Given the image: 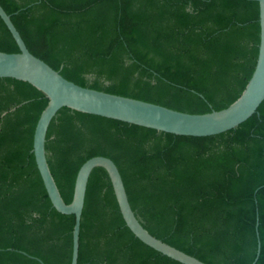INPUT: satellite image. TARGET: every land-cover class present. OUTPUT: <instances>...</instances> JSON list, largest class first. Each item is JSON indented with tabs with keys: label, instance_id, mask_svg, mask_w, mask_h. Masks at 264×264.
Segmentation results:
<instances>
[{
	"label": "trees",
	"instance_id": "obj_1",
	"mask_svg": "<svg viewBox=\"0 0 264 264\" xmlns=\"http://www.w3.org/2000/svg\"><path fill=\"white\" fill-rule=\"evenodd\" d=\"M28 50L74 83L189 113L240 95L258 53L253 0H0ZM0 51L18 52L0 18ZM47 98L0 78V264H70L74 216L58 212L32 152ZM47 162L63 200L95 155L111 158L154 236L208 264H264V100L211 136L156 131L62 107ZM256 223H258L256 227ZM77 264H182L126 226L107 172L87 183Z\"/></svg>",
	"mask_w": 264,
	"mask_h": 264
},
{
	"label": "water",
	"instance_id": "obj_2",
	"mask_svg": "<svg viewBox=\"0 0 264 264\" xmlns=\"http://www.w3.org/2000/svg\"><path fill=\"white\" fill-rule=\"evenodd\" d=\"M253 1L258 3L260 31L258 53L252 74L240 95L231 104L205 113L180 111L149 101L80 86L66 79L59 71L28 50L10 14L0 4V18L19 48L18 52L0 51V78L28 82L47 98V104L41 111L34 128L32 152L52 206L60 213L74 216L70 264H77L80 221L87 183L91 172L96 167H102L107 172L122 218L140 241L182 264H208L157 238L142 225L131 208L118 167L107 156L95 155L81 164L75 176L72 199L66 203L47 162L46 134L50 122L62 107L174 135L211 136L235 128L256 113L264 100V0ZM257 225L258 223L256 227ZM256 235L257 249L252 264H255L260 253L257 230ZM17 251L44 264L40 259L24 251Z\"/></svg>",
	"mask_w": 264,
	"mask_h": 264
}]
</instances>
